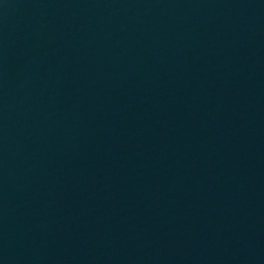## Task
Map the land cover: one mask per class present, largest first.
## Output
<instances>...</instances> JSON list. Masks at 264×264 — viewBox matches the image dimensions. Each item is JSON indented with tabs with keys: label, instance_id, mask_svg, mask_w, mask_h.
I'll return each mask as SVG.
<instances>
[{
	"label": "water",
	"instance_id": "water-1",
	"mask_svg": "<svg viewBox=\"0 0 264 264\" xmlns=\"http://www.w3.org/2000/svg\"><path fill=\"white\" fill-rule=\"evenodd\" d=\"M0 264H264V0H0Z\"/></svg>",
	"mask_w": 264,
	"mask_h": 264
}]
</instances>
